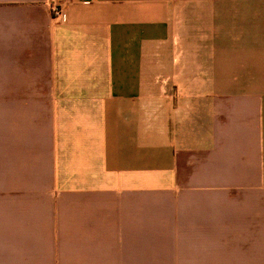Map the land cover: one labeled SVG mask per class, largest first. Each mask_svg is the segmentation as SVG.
<instances>
[{
    "label": "crops",
    "instance_id": "1",
    "mask_svg": "<svg viewBox=\"0 0 264 264\" xmlns=\"http://www.w3.org/2000/svg\"><path fill=\"white\" fill-rule=\"evenodd\" d=\"M0 264H264V0H0Z\"/></svg>",
    "mask_w": 264,
    "mask_h": 264
},
{
    "label": "built area",
    "instance_id": "2",
    "mask_svg": "<svg viewBox=\"0 0 264 264\" xmlns=\"http://www.w3.org/2000/svg\"><path fill=\"white\" fill-rule=\"evenodd\" d=\"M51 12L53 15H60L61 14V10L60 8L58 7L57 4H52L51 5Z\"/></svg>",
    "mask_w": 264,
    "mask_h": 264
}]
</instances>
